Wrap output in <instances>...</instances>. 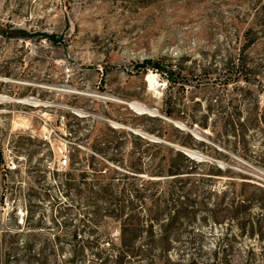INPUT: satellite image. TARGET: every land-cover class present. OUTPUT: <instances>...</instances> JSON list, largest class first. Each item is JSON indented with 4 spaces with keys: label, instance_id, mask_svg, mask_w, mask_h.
<instances>
[{
    "label": "rangeland",
    "instance_id": "rangeland-1",
    "mask_svg": "<svg viewBox=\"0 0 264 264\" xmlns=\"http://www.w3.org/2000/svg\"><path fill=\"white\" fill-rule=\"evenodd\" d=\"M146 60L180 72L185 91L139 73ZM0 96L2 228L88 232L59 190L34 186L69 170L73 145L196 138L189 150L229 171L218 188L245 181L252 199L224 221L199 220L173 260L264 264V0H0Z\"/></svg>",
    "mask_w": 264,
    "mask_h": 264
},
{
    "label": "trees",
    "instance_id": "trees-1",
    "mask_svg": "<svg viewBox=\"0 0 264 264\" xmlns=\"http://www.w3.org/2000/svg\"><path fill=\"white\" fill-rule=\"evenodd\" d=\"M136 67L142 74L149 69L159 73L169 87L180 83L185 91L186 78L172 67L152 60ZM165 104L166 116L176 117L172 98ZM161 139L89 138L90 150L73 145L69 170L56 172L53 184L37 179L34 186L46 195L59 190L69 202L58 204L77 209L74 220L82 216L88 232L44 233L38 224L2 228L0 220V264L184 263L182 258L174 261L171 251L185 232L201 219L217 223L231 218L234 207L252 199L247 191L251 184L227 180L218 188L229 171L183 150L197 149L196 138Z\"/></svg>",
    "mask_w": 264,
    "mask_h": 264
},
{
    "label": "water",
    "instance_id": "water-1",
    "mask_svg": "<svg viewBox=\"0 0 264 264\" xmlns=\"http://www.w3.org/2000/svg\"><path fill=\"white\" fill-rule=\"evenodd\" d=\"M183 150H184L186 153L190 154L193 158H197V159H198V155H197L194 151H191V150H189V149H184V148H183Z\"/></svg>",
    "mask_w": 264,
    "mask_h": 264
},
{
    "label": "built area",
    "instance_id": "built-area-1",
    "mask_svg": "<svg viewBox=\"0 0 264 264\" xmlns=\"http://www.w3.org/2000/svg\"><path fill=\"white\" fill-rule=\"evenodd\" d=\"M62 163H63L64 166H67V165H68V160H67V158H65V159L63 160ZM16 168H17L16 165H13V166L11 167L12 170H15Z\"/></svg>",
    "mask_w": 264,
    "mask_h": 264
},
{
    "label": "bare ground",
    "instance_id": "bare-ground-1",
    "mask_svg": "<svg viewBox=\"0 0 264 264\" xmlns=\"http://www.w3.org/2000/svg\"><path fill=\"white\" fill-rule=\"evenodd\" d=\"M5 97H3V96H0V100H2V99H4Z\"/></svg>",
    "mask_w": 264,
    "mask_h": 264
}]
</instances>
